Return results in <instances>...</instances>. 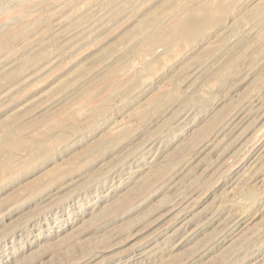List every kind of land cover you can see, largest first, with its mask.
I'll return each instance as SVG.
<instances>
[{
  "label": "rangeland",
  "instance_id": "1",
  "mask_svg": "<svg viewBox=\"0 0 264 264\" xmlns=\"http://www.w3.org/2000/svg\"><path fill=\"white\" fill-rule=\"evenodd\" d=\"M0 264H264V0H0Z\"/></svg>",
  "mask_w": 264,
  "mask_h": 264
},
{
  "label": "bare ground",
  "instance_id": "2",
  "mask_svg": "<svg viewBox=\"0 0 264 264\" xmlns=\"http://www.w3.org/2000/svg\"><path fill=\"white\" fill-rule=\"evenodd\" d=\"M210 1V0H209ZM214 3V2H213ZM208 12V11H207ZM216 12V11H215ZM193 13H194V15L196 14V16H198V15H200L201 13L202 14H206V10H204V9H196V10H194L193 11ZM203 16H205V15H203ZM202 16V17H203ZM196 20L195 19H193V18H191V17H189L188 19H186L185 20V22H183L182 23V25H183V31L182 32H184V34H185V36H187V37H190L191 36V34L193 33V31H194V27L196 26V22H195ZM26 24V23H25ZM152 24V23H151ZM181 25V24H180ZM179 25V26H180ZM181 25V26H182ZM162 30H164V29H161L157 24H155V25H149V23H147L146 25L143 23V26L141 27H139V29H138V33L139 34H141V35H143V36H146V37H149V38H152V39H154V41L156 40V39H158V38H163L164 39V34L162 33ZM157 32H159V33H157ZM151 39V40H152ZM245 112V111H244ZM188 114V113H187ZM234 117V116H233ZM230 120V119H229ZM242 121V120H241ZM230 122V121H229ZM225 124H227V123H225ZM239 124V123H238ZM225 127V126H224ZM223 129V128H222ZM4 143H7V146H12V147H16V149H18V146L17 145H15V143L13 142V140H11V139H9V140H3V144ZM21 146V145H20ZM3 170V169H2ZM188 207V206H187ZM188 209V208H187ZM183 210V209H182ZM187 213V212H186ZM236 219V218H235ZM128 261V260H127Z\"/></svg>",
  "mask_w": 264,
  "mask_h": 264
}]
</instances>
